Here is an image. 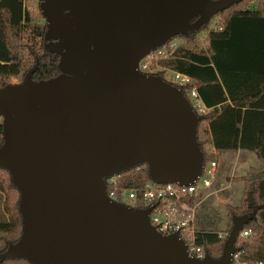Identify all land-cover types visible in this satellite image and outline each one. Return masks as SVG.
<instances>
[{"label":"water","instance_id":"water-1","mask_svg":"<svg viewBox=\"0 0 264 264\" xmlns=\"http://www.w3.org/2000/svg\"><path fill=\"white\" fill-rule=\"evenodd\" d=\"M243 0H41L45 50L60 74L0 88V170L18 194L19 240L0 260L28 264H231L250 214L231 218L221 255L188 256L150 209L112 202L106 180L145 166L156 184L202 173L196 114L181 89L139 62Z\"/></svg>","mask_w":264,"mask_h":264},{"label":"trees","instance_id":"trees-1","mask_svg":"<svg viewBox=\"0 0 264 264\" xmlns=\"http://www.w3.org/2000/svg\"><path fill=\"white\" fill-rule=\"evenodd\" d=\"M218 16L221 30L213 28L203 48H175L167 58L157 61L155 75L162 76L169 70L190 79L186 89L194 88L206 108L205 114L199 115L203 120L197 129L205 162L212 161L215 152L241 150L255 155L259 165L234 180L243 184V191L240 205L227 207V232L233 215H247L260 207L255 219L242 229L251 234L238 239L236 247L241 261L264 264V0H243ZM45 31L44 23L30 24L23 0H0V88L8 84L10 76H25L36 61L39 65L33 80H49L60 74L59 57L45 50ZM194 35L185 39L192 43ZM23 51L27 53L25 58ZM182 91L186 94L184 88ZM201 127L205 128L206 139L199 136ZM149 181L145 166L118 178L119 186L131 189ZM5 192L9 194L3 198ZM17 202L18 194L9 178L6 188L0 182V254L21 234ZM136 208L142 206L137 204ZM223 243L218 233L197 231V244L213 258L221 255ZM8 263L28 264L20 259L0 260V264Z\"/></svg>","mask_w":264,"mask_h":264},{"label":"built area","instance_id":"built-area-1","mask_svg":"<svg viewBox=\"0 0 264 264\" xmlns=\"http://www.w3.org/2000/svg\"><path fill=\"white\" fill-rule=\"evenodd\" d=\"M214 28L218 31L221 30L217 26ZM168 44L169 42L166 45ZM166 45L143 58L138 64V71L145 75H155L157 61L167 58L174 50L170 49L163 56H155L161 53L160 51L165 49ZM171 47L173 46L171 45ZM161 77L181 90L184 88L186 94H183L196 114H205L206 108L196 90L194 88L186 89L190 83L188 77L169 70L164 71ZM216 171L217 165L214 161L204 162L201 175L190 185L156 184L149 181L135 189L119 186V175L106 180V195L112 202L122 203L133 208L140 204L141 209H150L148 219L157 233L162 236L178 235L185 245L189 257L203 259L206 252L197 244L195 220L197 208L200 202L205 199V192L212 186L216 178ZM250 234L249 230H243L238 239L248 237ZM227 235L228 232L218 233V238L225 240ZM231 264L249 263L241 261L239 253H235L232 255Z\"/></svg>","mask_w":264,"mask_h":264},{"label":"rangeland","instance_id":"rangeland-1","mask_svg":"<svg viewBox=\"0 0 264 264\" xmlns=\"http://www.w3.org/2000/svg\"><path fill=\"white\" fill-rule=\"evenodd\" d=\"M40 0H23V5L26 13L29 15L31 25H41L44 20L39 11ZM221 25V18L216 15L212 18L210 23L203 27L199 32L193 36L192 43L185 38L177 37L166 45L165 49H162L155 56H163L165 52L170 49L173 50L177 47H191V48H203L205 41L207 40L208 34L215 26ZM171 45L173 47H171ZM27 53L22 52V56L25 58ZM156 65V68L157 69ZM24 75L19 73L16 76H10L8 83L15 84L20 83ZM1 122V119H0ZM206 131L204 127L200 128L199 136L201 139H206ZM247 157H239L243 164L237 167L236 170L231 171L230 166H224V163L214 154L212 161L217 165L216 178L212 186L205 192V199L200 202L197 208L195 229L198 232H215V233H226L230 217L228 216L227 207L236 208L240 205L243 184L237 183L234 180L246 175L250 168H256L259 163L254 154L245 151L243 153ZM223 165V166H222ZM8 175L5 172H0V182L4 188L8 185ZM10 192V191H9ZM9 193H4L3 198H6ZM16 193H10V196L15 197ZM11 200V199H10ZM7 218H10V212L7 213ZM12 264V263H8ZM18 264V263H14ZM24 264V263H19Z\"/></svg>","mask_w":264,"mask_h":264},{"label":"crops","instance_id":"crops-1","mask_svg":"<svg viewBox=\"0 0 264 264\" xmlns=\"http://www.w3.org/2000/svg\"><path fill=\"white\" fill-rule=\"evenodd\" d=\"M243 153H245V151L238 150L227 152H215V155L220 158V160L224 163V166H230V170L233 171L236 170L237 167H240L239 169H242L241 166L244 164L239 157H247Z\"/></svg>","mask_w":264,"mask_h":264},{"label":"flooded vegetation","instance_id":"flooded-vegetation-1","mask_svg":"<svg viewBox=\"0 0 264 264\" xmlns=\"http://www.w3.org/2000/svg\"><path fill=\"white\" fill-rule=\"evenodd\" d=\"M24 76L22 77L21 81L23 80ZM16 84V83H15Z\"/></svg>","mask_w":264,"mask_h":264}]
</instances>
